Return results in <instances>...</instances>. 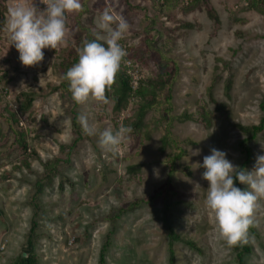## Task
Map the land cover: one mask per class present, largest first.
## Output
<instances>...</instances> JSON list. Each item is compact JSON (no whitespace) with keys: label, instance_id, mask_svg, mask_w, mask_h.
Masks as SVG:
<instances>
[{"label":"rangeland","instance_id":"374dc122","mask_svg":"<svg viewBox=\"0 0 264 264\" xmlns=\"http://www.w3.org/2000/svg\"><path fill=\"white\" fill-rule=\"evenodd\" d=\"M18 3L0 0V264L26 256L32 224L37 264H237L192 163L215 147L240 166L246 137L245 169L264 153V0H82L66 43L34 66L9 46ZM106 8L129 22L120 72L131 91L120 100L115 79L108 104L77 103L64 74L85 41L106 35ZM121 124L128 139L103 151L99 131ZM256 126L254 137L240 130ZM250 226L242 260L264 264V198Z\"/></svg>","mask_w":264,"mask_h":264},{"label":"clouds","instance_id":"9594fccd","mask_svg":"<svg viewBox=\"0 0 264 264\" xmlns=\"http://www.w3.org/2000/svg\"><path fill=\"white\" fill-rule=\"evenodd\" d=\"M46 7L41 10L35 0H24L8 9L7 33L9 46H14L23 66L38 65L44 58L45 48L57 49L66 43L68 14L79 12L82 0H40ZM96 38L85 41L79 49L78 60L65 72L73 99L84 104L90 98L108 104L110 92L120 71L126 49L122 37L129 30V22L118 19L106 8L100 13ZM103 41V42H101ZM86 135L97 134L88 116L78 117ZM131 127L121 124L118 128L106 127L99 131L98 143L105 152H115L128 139ZM201 149L191 150L198 155ZM189 157L187 156V160ZM186 160V161H187ZM193 168L202 167V177L208 182L205 206L215 218L220 237L229 245L244 242L253 222L258 201L264 198V153L256 158L251 170L235 165L227 158L225 150L211 148L202 163L193 162ZM234 180L246 187L241 188Z\"/></svg>","mask_w":264,"mask_h":264},{"label":"trees","instance_id":"16d2710c","mask_svg":"<svg viewBox=\"0 0 264 264\" xmlns=\"http://www.w3.org/2000/svg\"><path fill=\"white\" fill-rule=\"evenodd\" d=\"M116 80H117L118 86L116 87V90L114 92L118 95V98L120 100H123L128 95V93L131 91V85L129 83V80L120 71L116 75ZM138 94L141 95V92L139 91ZM261 108L264 111V103L261 105ZM142 109H143V107H142ZM142 112H143V110H142ZM141 116H142V113L140 114L139 117H141ZM72 121L76 125L75 118H73ZM240 130L243 132V134L250 135L251 137H254L261 130V127H257V126L251 127V128L240 127ZM249 139L250 138L246 137L239 144L240 145V151L244 155V161L240 165V167H243V168H246L248 166L249 160H250V150L247 146V142ZM234 183L237 184V186H239L237 180H234ZM248 230L251 233H255L251 226H249ZM33 232H34V225L32 224L30 231H29L27 243H26L27 244L26 250H25L26 256H20L19 259L16 262H14L13 264H37L36 259L32 254ZM233 247H234V250L237 251V264H244V262L242 260V255L246 254L249 251L248 248L244 245H239L238 243L233 245ZM171 254H172V252H171ZM100 259H102V254L100 256ZM170 259H172V257H170Z\"/></svg>","mask_w":264,"mask_h":264}]
</instances>
